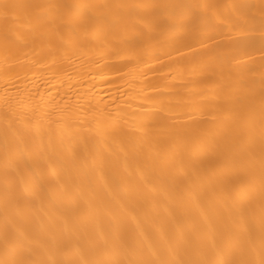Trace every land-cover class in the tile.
<instances>
[{"label": "bare ground", "instance_id": "bare-ground-1", "mask_svg": "<svg viewBox=\"0 0 264 264\" xmlns=\"http://www.w3.org/2000/svg\"><path fill=\"white\" fill-rule=\"evenodd\" d=\"M0 264H264V0H0Z\"/></svg>", "mask_w": 264, "mask_h": 264}]
</instances>
